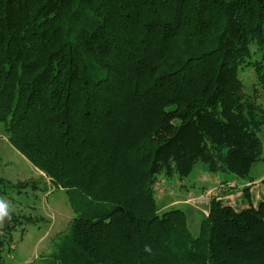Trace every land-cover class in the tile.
<instances>
[{
  "label": "trees",
  "instance_id": "trees-1",
  "mask_svg": "<svg viewBox=\"0 0 264 264\" xmlns=\"http://www.w3.org/2000/svg\"><path fill=\"white\" fill-rule=\"evenodd\" d=\"M259 88L264 0H0V124L77 213L53 263L264 264ZM198 162L246 180L222 183L249 205L212 197L195 236L155 184ZM24 220L9 212L0 251Z\"/></svg>",
  "mask_w": 264,
  "mask_h": 264
},
{
  "label": "rangeland",
  "instance_id": "rangeland-1",
  "mask_svg": "<svg viewBox=\"0 0 264 264\" xmlns=\"http://www.w3.org/2000/svg\"><path fill=\"white\" fill-rule=\"evenodd\" d=\"M239 75L244 83V92L253 94L252 88L256 81L254 69L242 66ZM256 101L264 109V91L260 88L256 91ZM259 137L263 145L262 159L254 165L251 172L254 180L248 184L251 185L250 198L253 205L264 199V185L261 182L264 178V127L259 131ZM229 176L239 185L248 183L228 173L208 172L202 162H198L187 177L160 174L155 184L158 208L183 210L190 231L198 236L212 197H223L225 203L238 209L249 205L241 187L222 183ZM0 177L5 181L0 185V198L10 204V211L30 216L34 220H24V224L12 233V240L5 243L0 251V264H57L50 260V254L56 251L71 221L77 216L70 192L50 182L42 171L15 148L2 124Z\"/></svg>",
  "mask_w": 264,
  "mask_h": 264
},
{
  "label": "clouds",
  "instance_id": "clouds-1",
  "mask_svg": "<svg viewBox=\"0 0 264 264\" xmlns=\"http://www.w3.org/2000/svg\"><path fill=\"white\" fill-rule=\"evenodd\" d=\"M10 204L3 198H0V224H3L6 217H9ZM145 251L151 253L150 246H145Z\"/></svg>",
  "mask_w": 264,
  "mask_h": 264
},
{
  "label": "crops",
  "instance_id": "crops-1",
  "mask_svg": "<svg viewBox=\"0 0 264 264\" xmlns=\"http://www.w3.org/2000/svg\"><path fill=\"white\" fill-rule=\"evenodd\" d=\"M230 196H232V195H230ZM225 197H228V196H225Z\"/></svg>",
  "mask_w": 264,
  "mask_h": 264
}]
</instances>
